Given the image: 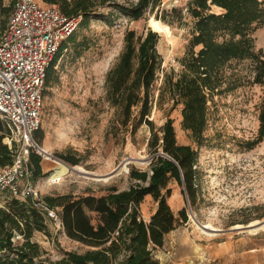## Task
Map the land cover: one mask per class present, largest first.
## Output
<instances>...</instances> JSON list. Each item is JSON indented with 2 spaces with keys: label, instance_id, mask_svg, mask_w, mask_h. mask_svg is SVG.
<instances>
[{
  "label": "trees",
  "instance_id": "1",
  "mask_svg": "<svg viewBox=\"0 0 264 264\" xmlns=\"http://www.w3.org/2000/svg\"><path fill=\"white\" fill-rule=\"evenodd\" d=\"M14 1L6 4L0 0V35ZM45 2L57 5L67 16H80L77 28L61 44L47 68L45 88L64 49L71 47L72 57L77 58L89 47L86 37L77 40V30L92 18L112 23L118 14L138 19L151 13L156 19L170 23L166 12L161 16L154 13L161 0ZM213 7L219 11H214ZM171 11L181 17L180 9L172 8ZM187 11L194 21L178 72L163 70L157 49L160 38L157 31L147 28L137 34L128 29L122 50L104 78L105 99L114 109L117 131L134 135L142 124L149 127L147 147L155 152L149 170L131 167L128 188L119 190L112 185L99 196L87 193L43 197L49 206L59 208L57 213L64 233L87 247L83 252L66 250L57 259H51L48 251L32 239L36 231L48 232L44 215L29 201L8 200L6 207L0 208V264H160L155 249L163 245L167 233L186 220L183 210L175 216L167 202L171 194L168 183L174 180L181 184L191 200L194 199L197 149L177 142L171 118L156 127L149 119L152 108L154 105L161 107L164 101H170L171 107L181 104V127L190 131L200 145L208 102L214 95L235 87L225 75V69L232 61L249 59L252 83L264 87V51L255 47L253 37L255 30L264 27V0H189ZM160 71L163 74L156 87ZM258 118V134L250 142L251 146L264 137V107ZM7 132L0 119V167L13 160V151L3 142ZM58 156L72 165L79 162L72 155L58 153ZM28 166L33 180L41 175V156L34 149L29 152ZM147 194L157 204L145 220L139 216L138 208ZM15 233L21 235V241H12Z\"/></svg>",
  "mask_w": 264,
  "mask_h": 264
},
{
  "label": "rangeland",
  "instance_id": "2",
  "mask_svg": "<svg viewBox=\"0 0 264 264\" xmlns=\"http://www.w3.org/2000/svg\"><path fill=\"white\" fill-rule=\"evenodd\" d=\"M10 1L4 0L6 4ZM188 1L161 0L154 13L161 16L166 12L170 23L156 19L151 13L138 19L118 14L112 23L92 18L86 26L78 28L77 40L86 37L89 47L77 58L72 57L71 47L64 49L44 91L41 124L35 136L40 148L47 150V154L35 150L41 156L42 173L34 180L41 197L87 193L99 196L112 185L119 190L128 188L131 167L149 170L155 156L147 147L149 127L142 124L134 135L117 131L114 109L105 99L104 78L122 50L126 30L133 29L137 34L147 28L155 30L151 18L162 26V30H155L160 37L157 49L162 57V68L178 72L194 21L187 11ZM172 8L180 9L181 17L173 13ZM213 10L219 11L216 7ZM253 37L255 47L264 51V27L255 30ZM162 74L160 71L156 87ZM225 75L235 87L214 95L208 102L202 144L181 127V104L171 107L170 101H164L161 107L154 105L149 117L156 127L171 118L177 142L197 149L194 199L191 200L181 184L174 180L168 183L171 194L167 202L175 216L183 210L186 220L167 233L163 245L154 251L164 264L171 250V235L174 238L185 236V244L187 241L192 244L215 242L231 236L253 243L254 247L264 244V226L254 231L244 226L253 220L264 222V137L250 145L258 134L264 87L252 83L249 59L232 61ZM157 94L155 89V96ZM58 153L75 156L79 162L72 165ZM76 165L84 168V172L74 170L63 176L64 166ZM156 204L150 194L145 195L139 204V216L148 220ZM45 221L48 232L36 231L32 239L48 251L51 259L61 257L66 250H86V246L70 239L62 227L49 219ZM204 223H211L220 230H214L211 235L203 233L200 224ZM237 224L244 227H233Z\"/></svg>",
  "mask_w": 264,
  "mask_h": 264
},
{
  "label": "built area",
  "instance_id": "3",
  "mask_svg": "<svg viewBox=\"0 0 264 264\" xmlns=\"http://www.w3.org/2000/svg\"><path fill=\"white\" fill-rule=\"evenodd\" d=\"M79 21L80 16H67L44 0H15L0 35V119L8 131L3 142L13 151L12 162L0 167V208L10 199L29 201L57 227H62L61 219L41 197L28 159L31 149L40 151L35 132L47 68ZM20 238L15 233L12 241Z\"/></svg>",
  "mask_w": 264,
  "mask_h": 264
},
{
  "label": "crops",
  "instance_id": "4",
  "mask_svg": "<svg viewBox=\"0 0 264 264\" xmlns=\"http://www.w3.org/2000/svg\"><path fill=\"white\" fill-rule=\"evenodd\" d=\"M173 236L165 264H264V244L254 247L253 243L232 236L215 242L185 244V236Z\"/></svg>",
  "mask_w": 264,
  "mask_h": 264
},
{
  "label": "bare ground",
  "instance_id": "5",
  "mask_svg": "<svg viewBox=\"0 0 264 264\" xmlns=\"http://www.w3.org/2000/svg\"><path fill=\"white\" fill-rule=\"evenodd\" d=\"M150 23L153 25V28L155 30H162V26L158 23L157 20H154L153 18L150 19ZM40 151L42 152H45L47 154V150L45 147H41L40 148ZM125 167V166H124ZM79 171V172H84V168H82L81 166H64L63 167V176H65L66 174L72 172V171ZM193 213L191 214V218L192 220H194V217H193ZM245 227H249V229L251 231H254V230H257L259 228H262L264 226V222H260L259 220H253L251 222H249L248 224L244 225ZM242 226V224H237V225H234L233 227H244ZM200 229L203 233H206V234H214V230H220L218 227H215L214 225H212L211 223H204V224H200Z\"/></svg>",
  "mask_w": 264,
  "mask_h": 264
},
{
  "label": "water",
  "instance_id": "6",
  "mask_svg": "<svg viewBox=\"0 0 264 264\" xmlns=\"http://www.w3.org/2000/svg\"><path fill=\"white\" fill-rule=\"evenodd\" d=\"M45 153V152H44Z\"/></svg>",
  "mask_w": 264,
  "mask_h": 264
}]
</instances>
